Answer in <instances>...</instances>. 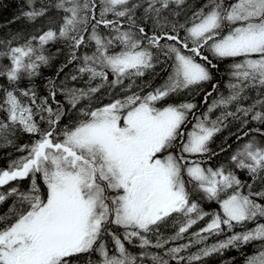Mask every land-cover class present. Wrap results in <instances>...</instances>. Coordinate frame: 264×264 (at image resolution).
I'll use <instances>...</instances> for the list:
<instances>
[{"label":"snow or ice","instance_id":"1","mask_svg":"<svg viewBox=\"0 0 264 264\" xmlns=\"http://www.w3.org/2000/svg\"><path fill=\"white\" fill-rule=\"evenodd\" d=\"M25 5L9 24L41 23L0 37V264H264V0Z\"/></svg>","mask_w":264,"mask_h":264},{"label":"trees","instance_id":"2","mask_svg":"<svg viewBox=\"0 0 264 264\" xmlns=\"http://www.w3.org/2000/svg\"><path fill=\"white\" fill-rule=\"evenodd\" d=\"M25 0H0V37L7 35L10 32L22 31L25 33H31L34 28L40 24L38 21L37 25H30L23 19L17 20L15 23L9 24L15 17H19L21 12L25 10ZM52 51L55 52V47L52 48ZM65 62V54L58 55L52 62V65L46 69H43L44 76H54L57 68ZM71 67V66H70ZM68 71V69H65ZM24 142V140H21ZM13 151L12 149H0V167H5L7 164L8 156L7 152ZM14 155H19L18 153H14ZM224 155V154H223ZM223 157L225 159L226 157ZM11 201L6 202L3 206H0V213H3L7 210L8 204ZM247 252L250 253L251 248L246 249ZM227 256H236L238 261L242 264V258L236 252H230L226 254ZM209 264H220V258L216 257L209 261Z\"/></svg>","mask_w":264,"mask_h":264},{"label":"bare ground","instance_id":"3","mask_svg":"<svg viewBox=\"0 0 264 264\" xmlns=\"http://www.w3.org/2000/svg\"><path fill=\"white\" fill-rule=\"evenodd\" d=\"M219 142H220V138L218 137V138H217V143H219ZM229 142H231V141H229ZM214 146H215V145H214ZM224 156H225V154L222 155V156L220 157V160H221V161L224 160V158H223ZM251 251H252V249H251ZM251 251H250V252H251Z\"/></svg>","mask_w":264,"mask_h":264}]
</instances>
